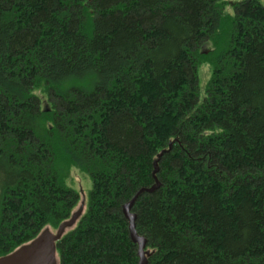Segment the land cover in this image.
Listing matches in <instances>:
<instances>
[{
  "label": "trees",
  "instance_id": "1",
  "mask_svg": "<svg viewBox=\"0 0 264 264\" xmlns=\"http://www.w3.org/2000/svg\"><path fill=\"white\" fill-rule=\"evenodd\" d=\"M227 7L0 0V257L70 218L74 169L57 264H138L156 182L146 264H264V6Z\"/></svg>",
  "mask_w": 264,
  "mask_h": 264
},
{
  "label": "water",
  "instance_id": "2",
  "mask_svg": "<svg viewBox=\"0 0 264 264\" xmlns=\"http://www.w3.org/2000/svg\"><path fill=\"white\" fill-rule=\"evenodd\" d=\"M163 153L164 152H161L158 155V160ZM157 187L158 185L156 182L153 188L138 191L136 195L122 207V212L129 224L128 231L130 239L132 243L138 245V264H146V256H148V253L144 251L145 241L135 233L134 216L130 215L129 211L142 192H152L157 189ZM77 218L78 214L71 215L70 219L62 222L54 233L50 232L48 229H44L28 244L19 247L4 257H0V264H57L56 243L64 236L66 230L75 224Z\"/></svg>",
  "mask_w": 264,
  "mask_h": 264
},
{
  "label": "rangeland",
  "instance_id": "3",
  "mask_svg": "<svg viewBox=\"0 0 264 264\" xmlns=\"http://www.w3.org/2000/svg\"><path fill=\"white\" fill-rule=\"evenodd\" d=\"M241 1H243V0H223V2L226 3V7L230 3H236V2H241ZM258 1L264 6V0H258ZM225 10L227 12L228 11L232 12L230 10V6L227 7ZM198 77H199V85H198L199 97L202 98L204 96V89H205V86L207 84V80L209 78V69L207 66H200L199 67ZM66 182H67V185L69 187H71L74 191H76L78 194V203L71 213V215L78 214V218H77L75 224L66 230V233H67L68 231H70L71 229L74 228V226L78 222L79 218L82 216V214L85 211L86 198H87L88 193L91 189V183H90L88 176L85 173L79 172L78 170H74V169L71 170ZM69 219H67V220H69ZM45 229H48L52 233H54L56 231V230H53L50 228H45ZM56 257H57L56 259L58 262L57 254H56Z\"/></svg>",
  "mask_w": 264,
  "mask_h": 264
}]
</instances>
